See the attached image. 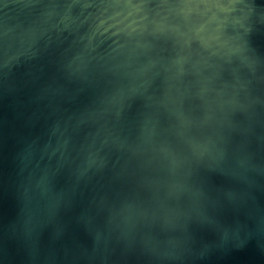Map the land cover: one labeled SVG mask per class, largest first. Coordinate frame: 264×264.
Here are the masks:
<instances>
[{"label": "water", "instance_id": "95a60500", "mask_svg": "<svg viewBox=\"0 0 264 264\" xmlns=\"http://www.w3.org/2000/svg\"><path fill=\"white\" fill-rule=\"evenodd\" d=\"M0 264H264V0H0Z\"/></svg>", "mask_w": 264, "mask_h": 264}]
</instances>
